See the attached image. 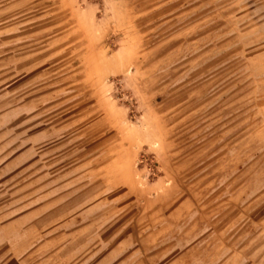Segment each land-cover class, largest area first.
I'll list each match as a JSON object with an SVG mask.
<instances>
[{
    "label": "rangeland",
    "instance_id": "1",
    "mask_svg": "<svg viewBox=\"0 0 264 264\" xmlns=\"http://www.w3.org/2000/svg\"><path fill=\"white\" fill-rule=\"evenodd\" d=\"M27 214L45 264H264V0H0Z\"/></svg>",
    "mask_w": 264,
    "mask_h": 264
},
{
    "label": "crops",
    "instance_id": "2",
    "mask_svg": "<svg viewBox=\"0 0 264 264\" xmlns=\"http://www.w3.org/2000/svg\"><path fill=\"white\" fill-rule=\"evenodd\" d=\"M34 217L27 214L0 221V264H45L40 258L42 246L36 244L41 235L32 226Z\"/></svg>",
    "mask_w": 264,
    "mask_h": 264
}]
</instances>
